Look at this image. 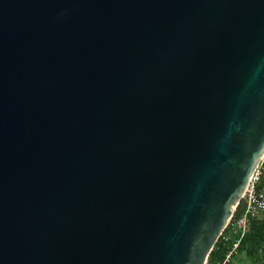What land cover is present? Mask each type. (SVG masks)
<instances>
[{
  "label": "water",
  "instance_id": "obj_1",
  "mask_svg": "<svg viewBox=\"0 0 264 264\" xmlns=\"http://www.w3.org/2000/svg\"><path fill=\"white\" fill-rule=\"evenodd\" d=\"M264 159V0H0V264H207Z\"/></svg>",
  "mask_w": 264,
  "mask_h": 264
},
{
  "label": "trees",
  "instance_id": "obj_2",
  "mask_svg": "<svg viewBox=\"0 0 264 264\" xmlns=\"http://www.w3.org/2000/svg\"><path fill=\"white\" fill-rule=\"evenodd\" d=\"M258 189H264V172L258 184ZM243 208L244 200L242 199L237 206L232 221L240 216ZM232 229L231 224L226 227L211 251L207 264H264V215L250 217L248 230L241 237L236 250L227 259V254L232 249L238 235L240 237V234L232 236L230 234ZM242 253L243 260L238 262L237 257Z\"/></svg>",
  "mask_w": 264,
  "mask_h": 264
},
{
  "label": "built area",
  "instance_id": "obj_3",
  "mask_svg": "<svg viewBox=\"0 0 264 264\" xmlns=\"http://www.w3.org/2000/svg\"><path fill=\"white\" fill-rule=\"evenodd\" d=\"M263 162H264V159L259 164L258 168L256 169L252 177V180L250 184L248 185L247 190L242 198L244 200V208L241 211L240 216L233 221L231 219L229 222V224L232 225V228L234 229V231L240 233V237L237 240H235V243L232 249L227 254V259L236 250L241 237L248 230L249 224H250V217L264 215V189L263 190L258 189V184L264 172Z\"/></svg>",
  "mask_w": 264,
  "mask_h": 264
},
{
  "label": "rangeland",
  "instance_id": "obj_4",
  "mask_svg": "<svg viewBox=\"0 0 264 264\" xmlns=\"http://www.w3.org/2000/svg\"><path fill=\"white\" fill-rule=\"evenodd\" d=\"M262 215H263V214H262ZM230 232H231L230 234H231L232 236H233L234 234H240L239 232L234 231V229H232ZM238 237H239V235H238ZM238 237H237V239H238ZM237 260H238V262H241V261L243 260V253L238 255Z\"/></svg>",
  "mask_w": 264,
  "mask_h": 264
}]
</instances>
